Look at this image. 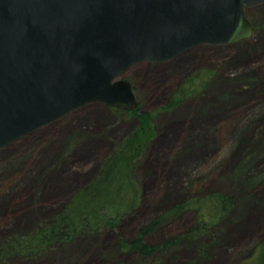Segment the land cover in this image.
<instances>
[{
  "label": "rangeland",
  "instance_id": "374dc122",
  "mask_svg": "<svg viewBox=\"0 0 264 264\" xmlns=\"http://www.w3.org/2000/svg\"><path fill=\"white\" fill-rule=\"evenodd\" d=\"M246 15L248 38L132 66L134 109L89 103L0 149V264H264V2ZM67 213L70 239L24 247Z\"/></svg>",
  "mask_w": 264,
  "mask_h": 264
},
{
  "label": "water",
  "instance_id": "95a60500",
  "mask_svg": "<svg viewBox=\"0 0 264 264\" xmlns=\"http://www.w3.org/2000/svg\"><path fill=\"white\" fill-rule=\"evenodd\" d=\"M264 0H0V149L94 102L132 110L122 76L252 35Z\"/></svg>",
  "mask_w": 264,
  "mask_h": 264
},
{
  "label": "trees",
  "instance_id": "16d2710c",
  "mask_svg": "<svg viewBox=\"0 0 264 264\" xmlns=\"http://www.w3.org/2000/svg\"><path fill=\"white\" fill-rule=\"evenodd\" d=\"M143 134L142 133H137L135 135H132L130 137L131 140H137L138 137L139 138H142ZM144 137V136H143ZM145 138V137H144ZM116 158H113L111 159V161H109V166L110 167H113L115 166V162H116ZM124 159H121L120 162H122V165L121 166V171L122 173H125L128 171L125 170L127 167L129 168V164L127 166V164L125 162H123ZM107 163V164H108ZM124 166H127L126 168ZM123 169V170H122ZM111 189V186L110 187H106L105 191H103V196L99 199V197H97L96 201H94L93 203H96L99 199V201H106L108 200V198H110L111 196H114L113 194V191L110 190ZM217 202L222 204V203H226L227 205L229 204V198H227L225 195L223 194H217ZM215 197V198H216ZM83 197H79V200L77 201H81ZM77 208V207H75ZM76 212H78L77 209H75ZM70 214V213H69ZM67 213V216H65L64 218H59L56 220V222H53L49 225V228H41L40 230L37 229L34 231V233L31 235L28 243L27 242V239L25 238L24 241H18L17 244H18V247L19 246H22L24 243H26L24 247H27V246H31L32 248H39L40 246L44 245L45 243H48L50 241H61V240H68L70 239V234H71V223L69 221V215ZM90 217V214L89 212L88 213H85L84 215V218H87L86 221L87 223H85V225H90V224H93V225H99L101 224L102 220L101 218H99L97 221H96V218L93 219V220H90L89 219ZM101 219V220H100ZM110 219V218H109ZM109 219L105 220L108 221ZM174 241V239H170V238H165L163 239L162 241V244L166 245V244H170ZM49 244V243H48ZM131 246L133 245L135 249H137L140 253H145V254H151L152 252H154V250L159 247L156 246V245H153V244H150V243H145L143 242L142 239L140 238H136L133 240V242H131L130 244Z\"/></svg>",
  "mask_w": 264,
  "mask_h": 264
},
{
  "label": "bare ground",
  "instance_id": "6f19581e",
  "mask_svg": "<svg viewBox=\"0 0 264 264\" xmlns=\"http://www.w3.org/2000/svg\"><path fill=\"white\" fill-rule=\"evenodd\" d=\"M204 45V44H203Z\"/></svg>",
  "mask_w": 264,
  "mask_h": 264
}]
</instances>
